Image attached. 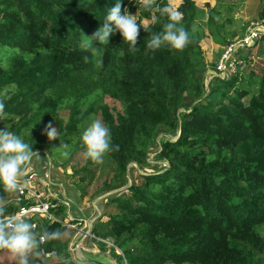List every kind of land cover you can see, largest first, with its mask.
<instances>
[{
    "label": "trees",
    "instance_id": "obj_1",
    "mask_svg": "<svg viewBox=\"0 0 264 264\" xmlns=\"http://www.w3.org/2000/svg\"><path fill=\"white\" fill-rule=\"evenodd\" d=\"M127 3L150 22L137 21L135 50L118 32L109 44L99 45L97 67L83 42L114 0H0V52L6 55L0 57L5 105L0 121L19 136L33 125L45 129L54 123L57 138L47 139L43 129L37 146L54 157L59 142L85 152L80 105L103 96L117 100L121 110L98 108L111 143L118 146L104 154L112 176L101 191L123 188L108 196L106 220L97 221L93 233L113 240L123 253L111 250L119 264H264V73L249 72V82L257 84L249 89L240 66L250 60L239 56L235 70L213 76L210 85L203 51L190 32L203 12L193 0L177 7L189 42L182 49L164 44L155 51L145 45L168 21L167 1L153 0L145 9L141 2L122 0V9ZM261 39L264 33L253 46ZM63 105L70 109L65 123L57 115ZM93 110L91 105L86 111ZM151 152L166 164L154 173L138 172L139 179L130 182L129 162L149 164ZM95 163L88 159L74 172L90 171ZM7 194L0 187V197ZM29 203L13 202L0 214ZM62 210L51 208L54 214ZM57 229L62 231L59 221H44L35 233ZM64 246L59 238H45L35 249L58 254ZM29 261L43 264L40 255Z\"/></svg>",
    "mask_w": 264,
    "mask_h": 264
},
{
    "label": "rangeland",
    "instance_id": "obj_2",
    "mask_svg": "<svg viewBox=\"0 0 264 264\" xmlns=\"http://www.w3.org/2000/svg\"><path fill=\"white\" fill-rule=\"evenodd\" d=\"M134 1L141 2V0ZM166 1V10L171 12L177 11L178 5L182 3L183 0ZM193 1L203 12L198 13L197 17L193 20L190 32L195 36V39L198 40V44L203 51L204 61L207 62L209 68L207 72H205L206 81L211 85L214 84L213 81L215 80L213 78L215 75L212 74L214 67H216L219 57L227 44L238 41L240 37L255 24H258L262 29V24L264 25V0ZM126 8L130 14L136 15V19L140 24H149V19H139V12L132 5L127 3ZM209 16L212 21L208 20ZM225 41H228V43H225ZM233 52V57H236V59L239 56L249 58L248 60L250 61L240 66V69L244 74L242 77L244 78L245 76L247 79L246 82H248L249 89L256 88L257 84H251L249 82V72L253 71L256 76H260L264 73V40L261 39L255 46L250 48L238 46ZM4 56H6L5 53L1 51L0 57L2 58ZM209 71L210 73H208ZM225 75L226 74L223 76ZM100 104H106L110 109H122L120 103L109 96L100 97L98 100L94 98L88 99L85 103L80 105L81 113L78 115L83 116V120L79 123L80 132H82L93 119L101 121L98 109ZM91 105L94 110L92 112H87L86 110ZM69 111V107L63 105L57 113L58 117H60L64 123L67 120ZM0 127L11 131L9 126L2 121H0ZM52 127H54V123ZM43 129L44 126L39 123L25 129L20 134L21 139L31 143V147L36 151L37 156H34L31 162L23 168L18 178H21L20 180L24 181L25 184L34 191L35 195L43 193L44 199L51 200L53 203L55 202L63 206L61 213L53 214L54 220L59 221L62 226L61 236L59 237L60 242H63L66 246H64L58 254L53 251V253L49 255H42L39 248H33L29 252V260L40 255L43 264H53L57 261H65L66 259L74 260V254L68 249V245L74 235L82 230L87 223V219L81 216L80 210H83L84 215L92 218L96 213V209H98L101 215L97 216L93 222L105 221L106 217L104 214L109 211L106 205L108 196L121 191L123 187L101 191L104 179L112 176V165L105 155H103L100 162L90 164V171L85 170V172L81 171L77 173L74 172V169L78 170L88 162V158L84 156V150H73L68 144L59 142L57 146H55L57 155L55 154L54 157L53 153H48V149L45 148V146H37L36 141L40 135L38 133ZM161 136H163V133L160 134L158 138H161ZM61 152H67L68 155L66 157L62 156ZM154 156L155 152H151L148 158L149 164L142 166L138 165L135 161L129 162L127 177L130 182L133 177L137 180L139 179L137 178L138 172L154 173L166 164L164 161H157ZM82 176L84 177L83 179H81ZM26 177L30 179L25 180ZM90 178L91 181H89ZM74 185H78V187L75 188ZM9 193L14 194V192ZM64 196L72 197L78 208L75 204L65 199ZM25 197L26 196H23V198ZM29 197H31V199L35 198V196L31 194L28 196V199L31 200ZM15 201H17V199L12 195L0 197V204L3 205V208ZM33 220L39 225L44 221L48 223L53 221L43 220L39 216H34ZM95 237L97 238L99 236L95 235L92 231L84 238L82 246L85 249L107 252V246H104V250ZM0 264H17V260L12 253L4 249L0 251Z\"/></svg>",
    "mask_w": 264,
    "mask_h": 264
},
{
    "label": "clouds",
    "instance_id": "obj_3",
    "mask_svg": "<svg viewBox=\"0 0 264 264\" xmlns=\"http://www.w3.org/2000/svg\"><path fill=\"white\" fill-rule=\"evenodd\" d=\"M153 0H141L145 9L152 6ZM122 0H114V4L107 8L100 26L91 34L86 36L83 48L90 51L96 57V66L102 64V49L99 45L109 44V37L116 32L123 41L127 42L130 49L135 50L137 36L141 25L137 23L136 15H132L127 8L121 7ZM168 21L163 23L162 31L153 33L146 41V48L157 50L167 44L174 49H182L189 42V32L180 23L182 13L171 11L168 14ZM146 31V28L144 29ZM98 46H94L93 42ZM87 61L88 57H84ZM4 103L0 100V113L4 111ZM44 132L49 140L57 138L56 127L51 124L45 125ZM80 141L85 148L84 156L94 162H100L103 155L117 149V145L111 143V134L100 120L93 119L80 133ZM67 156V152H61ZM37 156L31 143L25 142L21 137L5 128L0 129V187L11 192L17 189L18 176L23 168ZM3 205L0 204V211ZM33 225L18 216H12L6 220H0V248L7 249L16 257L17 264H30L29 252L38 244L37 234L32 230ZM61 236L57 230L45 231L40 239H56Z\"/></svg>",
    "mask_w": 264,
    "mask_h": 264
},
{
    "label": "built area",
    "instance_id": "obj_4",
    "mask_svg": "<svg viewBox=\"0 0 264 264\" xmlns=\"http://www.w3.org/2000/svg\"><path fill=\"white\" fill-rule=\"evenodd\" d=\"M262 29L259 27L258 24H255L254 26L250 27L246 33L240 37V39L236 42H230L227 44V46L223 49L219 60L217 62L216 67H214L213 73L215 76L218 75L220 77H225L226 75L230 74L233 72L235 69V62L236 60L240 62V59H236V57H233L234 55V50L238 46H245V47H252L256 40L260 37L261 33H264V25L262 24ZM210 73V71L208 72ZM226 74L225 76H223ZM21 178L17 179V189L9 193V195L15 196V198L18 201H21L22 199H28V196L31 194L35 196V198L31 199L29 204L26 206L20 207L19 209L9 212V213H2L0 214V220H6L12 216H18L22 219L28 220L32 225H33V231L37 229L39 224L33 220L34 216H39L43 220H54V214L51 211V208H56L58 206L57 203H53L51 200L44 199L43 193L35 195L34 191L30 189L24 181L20 180ZM30 178L26 177L25 180H28ZM23 196H26L23 198ZM13 199V197H12ZM16 202V201H15ZM43 235L38 233L37 238H38V243L42 244L44 242V239H40ZM96 238V237H95ZM97 242L104 244L107 246V253L111 254V250H114L117 254L123 255L121 250L114 244L113 240L108 238V237H97ZM50 253H53V251H44L41 248V254H46L49 255Z\"/></svg>",
    "mask_w": 264,
    "mask_h": 264
},
{
    "label": "water",
    "instance_id": "obj_5",
    "mask_svg": "<svg viewBox=\"0 0 264 264\" xmlns=\"http://www.w3.org/2000/svg\"><path fill=\"white\" fill-rule=\"evenodd\" d=\"M65 199L75 204L72 197L64 196ZM76 205V204H75ZM78 208V206L76 205ZM81 216L87 219L86 226L82 230L78 231L68 245V249L74 254V260L76 264H119V262L107 252L100 250L85 249L82 246L84 238L93 231L97 216L101 215L100 210L96 209V213L92 218L84 215L83 210H80Z\"/></svg>",
    "mask_w": 264,
    "mask_h": 264
}]
</instances>
